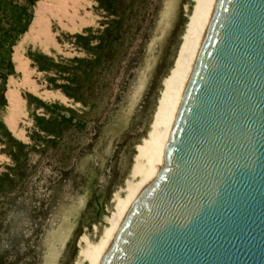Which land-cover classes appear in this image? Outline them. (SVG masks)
Returning <instances> with one entry per match:
<instances>
[{"label":"rangeland","instance_id":"rangeland-1","mask_svg":"<svg viewBox=\"0 0 264 264\" xmlns=\"http://www.w3.org/2000/svg\"><path fill=\"white\" fill-rule=\"evenodd\" d=\"M49 2L0 0V172L12 163L5 153L9 137L30 143L33 115L54 125L60 115H71L59 122L57 137L23 149L10 188H0V264H88L78 255L85 245L81 238L101 240L115 196L126 195V182L138 179L130 172L136 147L153 120L162 78L194 5L178 0L174 14L160 23L164 0H113L111 16L101 1L88 0L84 15L64 27ZM106 27L112 36L97 49ZM18 49L38 94L19 86L26 78L14 61ZM73 58L83 61L75 65ZM148 58L151 66L136 98ZM42 63L46 71L37 68ZM77 76L80 91L70 82ZM73 91L78 100L70 97ZM14 92L19 104L12 114ZM9 118L16 124L11 128ZM115 119L120 125L127 121L113 135Z\"/></svg>","mask_w":264,"mask_h":264},{"label":"water","instance_id":"water-1","mask_svg":"<svg viewBox=\"0 0 264 264\" xmlns=\"http://www.w3.org/2000/svg\"><path fill=\"white\" fill-rule=\"evenodd\" d=\"M98 264H264V0H215L162 160Z\"/></svg>","mask_w":264,"mask_h":264},{"label":"bare ground","instance_id":"bare-ground-1","mask_svg":"<svg viewBox=\"0 0 264 264\" xmlns=\"http://www.w3.org/2000/svg\"><path fill=\"white\" fill-rule=\"evenodd\" d=\"M177 2L178 0H164V12H162L163 14L161 13L162 16L161 21L159 20L160 23L167 20L169 15L174 14ZM214 2L215 0H194L192 11L188 16L184 30L180 37L181 41L178 46L177 56L168 73L162 78L161 90L156 101V109L153 115V120L149 126L146 136L136 147L130 172L132 177H138V179L135 182H126L124 187V193H126V195L115 196L114 208L108 219V226L106 227L101 240L95 244V242H88L85 236L81 238V240L85 242V245L80 249L78 255H80L88 264H98L124 214L137 195L151 180L153 168L160 164L162 160L169 131ZM51 3H53V6H50L51 14H53L54 18L59 20V24L63 26L68 25V22L73 23L74 21L72 20L80 19L81 15L85 13L86 8L88 7V0H50L49 4L51 5ZM159 28L164 30L161 24ZM22 52L18 49L14 60L16 61L19 70L24 73L23 75H25L26 78V80L19 86H28L29 90H33L38 94V90H36V88L33 87L34 84L31 83L30 66ZM148 60L149 58L146 61L143 72L140 74L139 84L134 89V95L136 98L137 95H139L141 88L143 89L144 87L141 85L145 84L147 78L144 72L148 71L151 66V63L148 62ZM150 61L152 62L154 60L151 58ZM136 98L132 100L136 101ZM10 100L13 104V106H11V113L14 114L19 104L18 96L15 92L14 94H10ZM117 119H115L113 123L115 125L111 128L113 135L121 131L125 127L127 121L126 120L124 124L120 125L116 124ZM11 120L12 118L7 120L8 125L10 126L9 128H11L13 123ZM14 124L15 123H13V125ZM55 234L56 232H54V235Z\"/></svg>","mask_w":264,"mask_h":264},{"label":"trees","instance_id":"trees-1","mask_svg":"<svg viewBox=\"0 0 264 264\" xmlns=\"http://www.w3.org/2000/svg\"><path fill=\"white\" fill-rule=\"evenodd\" d=\"M101 1L103 4L102 6L105 8L106 12L109 14L108 16H111V14L114 13L113 11V0H99ZM112 27H106L105 29L100 30L99 32L101 33L98 36L97 39V43H96V48L100 49L101 46H103L105 44V41H107V37H111L113 30H111ZM82 36V35H81ZM103 37L105 39H103ZM92 38V37H90ZM88 42V40H87ZM89 44V43H88ZM42 56V60L46 61V57L45 55H40ZM97 57V55H93V61L92 62H96L94 61ZM87 60H92L91 57H88ZM71 63H75V65L82 63L83 59L81 58H73L70 59ZM88 62V61H87ZM37 68L39 70L42 71H46L48 69V67H46L44 65V63L42 64H38ZM76 74L78 73V71L75 72ZM80 73V72H79ZM79 79V76H77ZM70 80V79H69ZM71 86H77L76 89L80 91V85L83 83L82 80H74V78H71ZM75 93H72L70 95L71 98L73 99H77L78 94L76 93V91H73ZM68 94V93H66ZM77 94V96H76ZM78 100V99H77ZM57 106V105H55ZM61 117V121H70V117L71 115H67L66 117H64V115H60ZM33 120H34V124H35V129L33 131H31V133H29L28 138L30 140V143H23L19 140L13 139L9 137V143L6 146L5 149V153L6 155L9 157L10 161L12 162L11 165H6V170L0 172V188H5V189H9L11 182L13 181V177H14V171L18 168L17 165H19V163L22 161V155H23V149L26 148V146L32 147V148H38L39 146H42V143H44L46 140H48V138H50L51 136L53 137H57V135L60 132V128L58 127V124H61L59 122L61 121H57L58 124L54 125V121L52 120H48V117H42V116H38V115H33ZM43 123V124H42ZM61 127V126H60ZM43 134V136H42ZM48 135H50V137H47ZM8 186V187H7Z\"/></svg>","mask_w":264,"mask_h":264}]
</instances>
